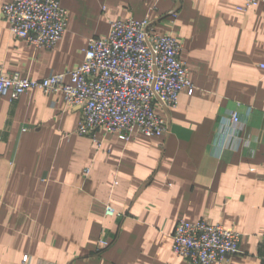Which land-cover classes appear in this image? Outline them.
<instances>
[{"label":"crops","instance_id":"1","mask_svg":"<svg viewBox=\"0 0 264 264\" xmlns=\"http://www.w3.org/2000/svg\"><path fill=\"white\" fill-rule=\"evenodd\" d=\"M9 1L0 0L6 71L30 79L68 72L113 20L150 19L155 31L182 41L195 91L158 109L168 134L122 140L97 132L100 143L79 134L82 113L61 92L0 95V264H192L172 247L181 219L241 233L240 252L222 264H261L264 5L62 0L68 27L46 49L11 34L1 12ZM233 112L241 126L231 125ZM108 206L120 216H107Z\"/></svg>","mask_w":264,"mask_h":264},{"label":"built area","instance_id":"2","mask_svg":"<svg viewBox=\"0 0 264 264\" xmlns=\"http://www.w3.org/2000/svg\"><path fill=\"white\" fill-rule=\"evenodd\" d=\"M258 4L264 5V0H244L240 9ZM1 12L14 37L39 48H53L69 22L62 0H10ZM183 48L173 33L155 31L150 19L113 20L106 37L89 40L82 63L73 70L30 79L0 68V95L15 101L29 90L61 92L68 106L82 113L79 134L99 143L97 132L114 133L122 140L164 136L169 133L168 123L158 109L175 108L183 92L191 95L195 91L190 69L181 58ZM229 119L231 125L242 124L237 112ZM222 135L226 146L230 135ZM106 214L120 216L111 206ZM241 238V233L221 223L181 219L172 247L178 258L192 264H222L227 255L240 252Z\"/></svg>","mask_w":264,"mask_h":264}]
</instances>
